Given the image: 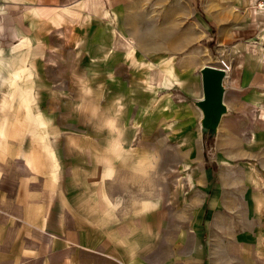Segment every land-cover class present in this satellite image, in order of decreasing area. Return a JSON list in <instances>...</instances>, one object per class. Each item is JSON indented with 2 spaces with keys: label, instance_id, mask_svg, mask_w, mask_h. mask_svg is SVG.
<instances>
[{
  "label": "rangeland",
  "instance_id": "1",
  "mask_svg": "<svg viewBox=\"0 0 264 264\" xmlns=\"http://www.w3.org/2000/svg\"><path fill=\"white\" fill-rule=\"evenodd\" d=\"M124 5L104 23L86 7L62 11L38 43L0 49V147L7 138L12 167L29 153L42 160L40 178L55 170V263L73 219L75 264H253L252 248L262 263L264 124L242 120L253 110L241 109L238 89L249 47L204 32L192 13L175 24L153 1ZM252 59L259 70L260 53ZM221 60L232 65L229 111L203 139L200 70ZM116 101L119 160L97 130Z\"/></svg>",
  "mask_w": 264,
  "mask_h": 264
},
{
  "label": "crops",
  "instance_id": "2",
  "mask_svg": "<svg viewBox=\"0 0 264 264\" xmlns=\"http://www.w3.org/2000/svg\"><path fill=\"white\" fill-rule=\"evenodd\" d=\"M131 1L135 0H0V49L11 50L26 41L38 43L39 39H44L45 25L55 21L62 11L72 16L71 12L83 13L86 8L92 9L101 15L103 22V19L108 20L110 9L121 11L126 7L124 4ZM149 1L163 6L166 9L165 18L176 20L175 24L186 22L192 13L194 24L203 26L200 29L204 32L206 29V33L213 34L222 42L228 41L231 46L246 43L249 51L244 48L246 53L239 54L244 61L239 64L242 80L238 89L244 98L241 109L253 110V116L251 119L236 117L234 120L248 119L253 120V125L256 121L264 124V118L258 117L260 110L264 112V48H260L264 45V15L252 9L257 0ZM256 52L262 58L259 70L252 59ZM247 56L250 60L246 59ZM261 134H264V128ZM5 154H12L7 138L0 147V264H57L54 256L58 243L55 236V170L46 175L47 179L40 178L37 172L43 165L41 158L35 156L31 159L27 153L23 161L15 162L12 167L11 159L4 157ZM262 189L261 219L264 229V186ZM68 213L70 218L75 217L73 211ZM66 228L68 238L63 246L62 264H75L73 253L75 247L82 245L81 238L74 219ZM260 237L264 251V231ZM249 255L251 260H255L253 264H259V257L253 248ZM260 260V264H264V252Z\"/></svg>",
  "mask_w": 264,
  "mask_h": 264
},
{
  "label": "water",
  "instance_id": "3",
  "mask_svg": "<svg viewBox=\"0 0 264 264\" xmlns=\"http://www.w3.org/2000/svg\"><path fill=\"white\" fill-rule=\"evenodd\" d=\"M200 72L203 94L195 104L202 112L201 135L203 139L214 140L223 116L229 111L225 102L227 72L216 65H204Z\"/></svg>",
  "mask_w": 264,
  "mask_h": 264
},
{
  "label": "clouds",
  "instance_id": "4",
  "mask_svg": "<svg viewBox=\"0 0 264 264\" xmlns=\"http://www.w3.org/2000/svg\"><path fill=\"white\" fill-rule=\"evenodd\" d=\"M89 94H91V90H89ZM115 105V110L103 119L102 125L98 126L97 130L100 132H107L109 135V139L107 140L104 152L111 156H114L117 160H119L121 159V154L124 152V132L120 127V122L124 115V110L119 101H116ZM91 116L92 119H96L97 112L93 111Z\"/></svg>",
  "mask_w": 264,
  "mask_h": 264
},
{
  "label": "built area",
  "instance_id": "5",
  "mask_svg": "<svg viewBox=\"0 0 264 264\" xmlns=\"http://www.w3.org/2000/svg\"><path fill=\"white\" fill-rule=\"evenodd\" d=\"M252 9H254L255 12H260L264 15V0H257ZM218 66L225 69L227 74H229L232 69V65L226 60H221L218 63Z\"/></svg>",
  "mask_w": 264,
  "mask_h": 264
},
{
  "label": "bare ground",
  "instance_id": "6",
  "mask_svg": "<svg viewBox=\"0 0 264 264\" xmlns=\"http://www.w3.org/2000/svg\"><path fill=\"white\" fill-rule=\"evenodd\" d=\"M130 39H131V38H130ZM130 39H129V41H128V48H127L128 50H129V49H132V47L134 46V41H132L133 39H131V40H130ZM126 47H127V46H126ZM27 127H28V125H27ZM25 129H26V128H25Z\"/></svg>",
  "mask_w": 264,
  "mask_h": 264
}]
</instances>
